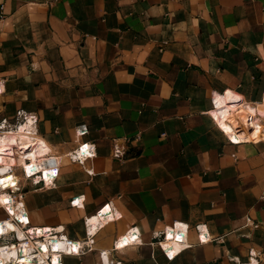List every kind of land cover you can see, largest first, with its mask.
I'll use <instances>...</instances> for the list:
<instances>
[{
	"label": "crops",
	"instance_id": "1",
	"mask_svg": "<svg viewBox=\"0 0 264 264\" xmlns=\"http://www.w3.org/2000/svg\"><path fill=\"white\" fill-rule=\"evenodd\" d=\"M0 81V116L38 118L33 163L61 158L56 183L36 185L4 173L27 164L22 150H0V182L21 178L32 227L81 242L65 264H100L101 251L110 264H264V0H0ZM225 110L258 117L257 136L230 142ZM83 143L96 155L70 160ZM106 204L112 220L88 241L85 219ZM174 222L191 246L168 258L154 234ZM133 225L141 243L114 249Z\"/></svg>",
	"mask_w": 264,
	"mask_h": 264
},
{
	"label": "built area",
	"instance_id": "2",
	"mask_svg": "<svg viewBox=\"0 0 264 264\" xmlns=\"http://www.w3.org/2000/svg\"><path fill=\"white\" fill-rule=\"evenodd\" d=\"M3 83L0 81V93L3 91ZM262 102H264V91L262 96ZM38 118L33 113H28L25 110H18L14 119H9L7 117L0 116V135L5 133L12 134L18 132L21 126H24V130L31 135H38L37 130ZM88 132L85 125L78 126L76 128V133L81 136ZM230 142L236 144L241 143L232 139L227 134ZM27 154H25V161L27 165L15 166L11 165L8 168H4V173L11 176L14 174L18 176L17 170L19 169L22 173L24 181H32L34 184H43L44 186H52L56 183L60 175L61 169V158L60 156L47 153L41 161L33 163V159L30 157L32 151L31 147H25ZM96 155L95 144L83 143L79 145L76 149L69 152L67 157L74 161L83 163L88 158H92ZM124 151L121 147L116 146L114 148L113 156L116 158H122ZM3 169L0 168V176L4 174ZM19 177L17 185L6 186L4 183L0 182V193L8 192L14 199V204L17 210H20L24 220L19 219L14 215L8 207L3 205V209L7 212V217L12 219L13 222L23 230V235H19L18 229L14 231L6 232L7 228L5 226V220H0L3 223V230H0V248L1 252L4 253L3 264H20L18 260L21 254L19 250L27 249L26 255L29 259V264H65L64 257L68 255H78L81 252L82 245L80 241L74 240L63 234V230H59L58 227H32L29 211L27 210L25 203L22 200L23 194L21 193V183L22 180ZM14 183V182H13ZM84 199L76 197L73 199L72 204L78 206L83 205ZM112 209L109 204H106L96 214L85 219V222L90 223V228L87 231L88 241H94V236L97 231L105 225L108 221L112 220ZM97 219L98 223H94L93 220ZM104 220H106L104 222ZM248 221H251L249 218ZM95 225V226H94ZM94 226V227H93ZM93 227V228H92ZM46 230L48 235H33L32 230ZM196 231L198 232L199 242L206 243L210 241L211 236L208 230L203 229V225H196ZM190 225L182 222H174L171 225L164 227L162 231L156 232L154 234V240L157 246L162 250V252L168 257L172 258L178 255L185 249L191 246L189 242ZM141 243V231L138 226H131L125 233L120 235L114 243V249H121L133 244ZM178 245V248H174ZM175 250V251H174ZM56 253L58 255L57 262L54 261L53 255ZM102 261L100 264H110L109 252L101 251Z\"/></svg>",
	"mask_w": 264,
	"mask_h": 264
},
{
	"label": "bare ground",
	"instance_id": "3",
	"mask_svg": "<svg viewBox=\"0 0 264 264\" xmlns=\"http://www.w3.org/2000/svg\"><path fill=\"white\" fill-rule=\"evenodd\" d=\"M230 108H231V106H230ZM234 111H235V109H234ZM258 112L261 114V116L264 115V106H259ZM238 115H239V117L236 116L234 113H232V110L231 111H226V110L224 111V117H222V122L224 123V125H228L229 122H231V123L235 122L236 123L235 127H232V124H231V127H232L231 130L233 132V135L238 140H235L230 135L229 136L237 142H243L245 140H248L249 138L253 139V137L257 136L258 131H260L259 129H261V127L263 125V123L262 124L259 123L260 119L253 114L252 115L246 114L245 110L244 111L241 110V112ZM244 117H247V118H245V120H244ZM229 127H230V125H229ZM24 128H25L24 126H21L19 128L18 132H14L12 134L5 133L4 135H0V150L6 151V153L7 152L13 153L15 155L17 153H20L19 152V149H20V150H22L21 151L22 153L20 156H24L25 154H27L25 152V147H31L32 151H30V152L34 154L35 148L40 146L41 141L39 140V138L35 137V135H31L28 132H26L24 130ZM34 144H35V148H33ZM24 165H27V164L24 163ZM1 166H3V165L0 164V167ZM10 166H8V167H10ZM1 179L2 178H0V180ZM3 194L0 193V203L2 205H5L6 207H8V209L14 214V199L9 194H6V195H3ZM22 200H23V197H22ZM14 215H16L19 219L24 220V218L22 217V214H21V216L18 214H14ZM95 220H97V219H95ZM95 220H93L94 223H96ZM105 221L106 220H104V222ZM32 233H33V235L44 234L46 236L48 234V233H46V230H42V229L32 230ZM174 248L175 249L178 248V245H175ZM27 252H28L27 249L19 250V253L21 254V256L19 258L22 259V260H20V259L18 260V262H20V264H29V259H28V256L26 255ZM53 259L55 262H57V260L59 258L57 255L54 254ZM1 262L3 264L4 261L1 259Z\"/></svg>",
	"mask_w": 264,
	"mask_h": 264
},
{
	"label": "rangeland",
	"instance_id": "4",
	"mask_svg": "<svg viewBox=\"0 0 264 264\" xmlns=\"http://www.w3.org/2000/svg\"><path fill=\"white\" fill-rule=\"evenodd\" d=\"M5 217V213L0 209V218Z\"/></svg>",
	"mask_w": 264,
	"mask_h": 264
}]
</instances>
